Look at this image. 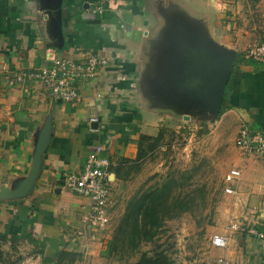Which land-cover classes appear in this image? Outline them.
Wrapping results in <instances>:
<instances>
[{"label": "crops", "instance_id": "0c3cea01", "mask_svg": "<svg viewBox=\"0 0 264 264\" xmlns=\"http://www.w3.org/2000/svg\"><path fill=\"white\" fill-rule=\"evenodd\" d=\"M100 1L103 12L92 14ZM175 10L179 13L180 0H0V187L15 188L27 175L48 115L51 121L33 190L23 198L0 199V233L24 237L15 242L23 249L18 264H54L61 250L85 252L92 243L101 244L91 243L95 236L83 229L89 198L69 190L64 182L68 174L82 171L94 145L103 146L102 156L109 159L110 167L123 168L118 174L109 171L110 206L114 186L137 155L140 135L155 136L149 134V127L158 130V121L166 117L185 119L184 113L176 116L185 107L177 102L180 92L173 90L181 87L183 73L176 59L181 53L176 35H184ZM199 17L193 16V29L197 22L208 29L211 14L203 17L205 22ZM165 30L167 35H162ZM209 33L217 35L213 25L206 34L210 38ZM210 41L221 53L230 47L242 53L245 47L227 37V49ZM92 52L111 61L98 67L93 78L76 81L77 102L53 100L39 81L7 82L16 70L40 68L54 58L80 61ZM227 85V108L221 119H231L236 137L243 122L264 135V63H239ZM149 87H153L150 95ZM157 96L166 107L155 106ZM91 118L97 122H90ZM234 148L237 157L231 168L238 169L240 177L230 184L233 192L224 193L217 205L215 221L220 226L210 239L214 234L228 239L225 248L213 247V262L225 257L232 264H264V156ZM230 221L245 230L227 232ZM252 229L263 236L250 233ZM79 230L85 234L78 236ZM15 243L0 241V249ZM43 257L50 263H44Z\"/></svg>", "mask_w": 264, "mask_h": 264}, {"label": "rangeland", "instance_id": "374dc122", "mask_svg": "<svg viewBox=\"0 0 264 264\" xmlns=\"http://www.w3.org/2000/svg\"><path fill=\"white\" fill-rule=\"evenodd\" d=\"M175 13V19L184 27L186 22H192L193 16L200 15L202 20L211 14L213 22L208 29L212 31L213 25L217 35L209 33V36L223 48H226V37L227 41L231 38L235 45H245L244 49L249 44L264 41V0H180V11L175 10ZM162 16L167 18L168 14L163 11ZM196 28L201 33L198 22ZM208 29L204 25L202 33L206 35ZM163 34L167 35L166 30ZM144 92L145 95L148 93L146 89ZM152 92L153 87H149V95ZM157 97L155 106L166 107L159 100L162 97ZM181 104L185 110L176 112V116L184 113L185 119L166 117L158 121V130L157 127H149L151 135L160 129L162 138L152 150H146L114 186L113 200L106 209V224L97 230L87 222L83 228L95 236L96 240L91 243L101 244L95 246L92 243L84 249L85 252H77L80 254L74 259L69 255L58 264H127L137 260L144 251L151 253L156 250H164L174 264H215L210 234L220 226L215 221L217 205L225 193L223 177L237 157L234 148L236 133L231 119L223 121L221 115L213 116L206 110L189 107L192 102L187 97ZM163 115L170 114L164 112ZM163 185L166 186L163 199L167 198L166 206H169L172 217H165L153 240L141 241L134 252L125 234L127 228L120 221L133 198L148 188ZM180 208L185 210L179 211ZM18 246L20 244L15 243L12 248L2 250L9 261L19 259L23 249ZM94 248L98 251L95 252Z\"/></svg>", "mask_w": 264, "mask_h": 264}, {"label": "built area", "instance_id": "2783aa9c", "mask_svg": "<svg viewBox=\"0 0 264 264\" xmlns=\"http://www.w3.org/2000/svg\"><path fill=\"white\" fill-rule=\"evenodd\" d=\"M104 2L96 3L92 9V14H101L104 10ZM245 58L256 62L264 63V42H254L245 49ZM110 58L98 53H90L85 59L75 60L72 58H54L50 64L40 68L28 70H16L8 77L9 85L22 84L25 81H39L44 86L50 97L58 102L74 103L80 99L76 91L77 80H89L95 76L98 67L107 66ZM90 122H97L96 118H91ZM236 147L243 153L264 156V135L251 130L247 125H242L238 131ZM103 146L94 145L86 156L83 169L79 173H70L65 177V186L78 195L87 196L90 200L88 214L84 217L83 227L87 222L91 228L101 230L106 224V209L110 201L109 191V167L111 162L107 157L102 156ZM240 171L231 168L223 177L225 183L224 192L232 193L230 184L238 180ZM102 226V227H101ZM227 232L245 230L238 222L230 221L226 226ZM262 237L253 229L249 231ZM79 230L76 234H81ZM228 235L214 234L211 236L210 244L215 248H225L227 246ZM218 264H232L225 257H218Z\"/></svg>", "mask_w": 264, "mask_h": 264}, {"label": "water", "instance_id": "95a60500", "mask_svg": "<svg viewBox=\"0 0 264 264\" xmlns=\"http://www.w3.org/2000/svg\"><path fill=\"white\" fill-rule=\"evenodd\" d=\"M191 26L190 22H186L182 29L184 35H176L181 51L176 59L181 63L179 69H182L183 73L181 74V87L175 86L173 90L181 93L177 97V102L180 105H182V100L187 97L192 102L189 107L200 109V111L206 110L209 114L217 116L223 102L224 90L229 80L235 52L230 50L221 53L210 41L208 34L202 33L204 25H199L201 33H198L197 28L194 30ZM175 30V26L172 24V31ZM168 36L173 37V35ZM50 136L51 121L50 115H48L37 136L27 175L15 188L2 185L0 187L1 200L19 199L30 194L34 188L41 158Z\"/></svg>", "mask_w": 264, "mask_h": 264}, {"label": "trees", "instance_id": "16d2710c", "mask_svg": "<svg viewBox=\"0 0 264 264\" xmlns=\"http://www.w3.org/2000/svg\"><path fill=\"white\" fill-rule=\"evenodd\" d=\"M264 42V41H261ZM257 42V43H261ZM251 59L245 58V52H236L234 61L231 66L230 73L237 67L239 63H245L250 64ZM228 84V83H227ZM227 88L228 85H226L223 95V102L218 110L217 116L221 115L222 112L225 111L226 107V96H227ZM199 134H201V131H197ZM162 138V132L158 131V133L155 136H148V135H140L138 140V151L135 159H130L133 161V163H129L126 170H123L125 174H128V171H130V168H132V164L138 162L140 160V157L145 154L146 150H152L161 140ZM129 161V159H127ZM125 160L123 161V163ZM128 163V162H126ZM117 169V170H116ZM120 167H109V171L114 172L115 174H118V171ZM110 185V184H109ZM164 188H166L165 185L161 187H152L148 188L147 190L143 191L138 197L133 198V202L129 203L128 208L126 209L122 219H121V225L125 226V234L128 237V240L131 244L132 251L138 250L139 244L141 241L150 242L153 240L154 236L157 233V230L163 225L165 217L169 216L170 208L169 206H166L167 204V198L163 199L164 194ZM162 199V200H161ZM166 207V208H165ZM185 208H180L179 211H184ZM180 213V212H179ZM129 228V229H128ZM117 233V231H116ZM118 235V233H117ZM125 236V237H126ZM21 239H24V237L12 234L9 237H7L4 234L0 233V241L2 242H10L15 243ZM41 247H43V244H41ZM40 253L43 252L41 249L39 251ZM135 252V251H134ZM72 256V259H74L77 255L75 252H68L65 250L59 251L57 254V257L55 259L54 263H61L62 260L66 258V256ZM51 259L47 257H43L44 263H50ZM0 262L2 264H18L19 259L15 261H9L5 257V254L0 249ZM127 264H174V261L171 259V257L164 251H152L151 253L149 251H144L140 254L137 260L133 262H129Z\"/></svg>", "mask_w": 264, "mask_h": 264}]
</instances>
